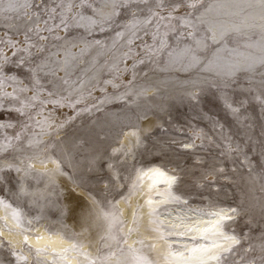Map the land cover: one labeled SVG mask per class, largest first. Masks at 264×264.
<instances>
[{"label":"rangeland","instance_id":"374dc122","mask_svg":"<svg viewBox=\"0 0 264 264\" xmlns=\"http://www.w3.org/2000/svg\"><path fill=\"white\" fill-rule=\"evenodd\" d=\"M68 2L48 0L50 7H56V14L49 19L48 13H42L39 22L41 28L45 27V19H48V26H55L60 23L62 12L68 18L69 31L61 28L55 33H42L69 37L76 45L51 39L42 42L48 45L44 56L59 53L51 57L52 67H57L56 61L68 59L67 76L64 71L58 72L59 76H66L67 84L44 72L39 73L37 84L23 67L18 66V61L28 59L29 53L20 50L27 46L23 29L18 32L8 17L19 13L0 14V65L3 66L0 124L4 125L0 127V198L35 219L49 218L64 223L60 195L46 202L37 198L41 203L38 207L22 193L23 178L29 189L43 187L41 176L37 172L29 173L26 166L29 157L54 138L61 143L48 148L43 156L52 155L63 161V169L73 181H83L87 187L82 188L91 191L106 208L120 195L116 191V180L107 168L108 162L120 172L125 184L138 168L160 164L176 174L179 178L177 192L193 206L236 209L234 221L227 228L241 243L232 255L226 256L223 264H264V84L261 83L264 65L260 63L264 51L258 15L248 20L256 27L242 24V17L258 9L247 8L245 0H202L195 9L188 7L190 0H175L179 4L177 11L157 9L161 15L171 12L172 19L160 21L156 17L152 24L145 25V12L140 23L131 28L126 27L131 17L125 9H118L120 15L103 23L91 24L85 19L77 24L73 17L78 9L66 12ZM88 3L92 7H85L84 15L97 21L101 18L94 14L93 8L111 11L110 5L105 7L106 0H88ZM164 3L170 4L171 0H164ZM61 4L63 6H57ZM221 4L227 8L221 9ZM237 4L245 11L240 12ZM209 6H213V10L206 13L205 19L220 20L229 26L242 24L239 34L229 33L227 48L232 51L222 50L218 64L223 69L229 62L236 64L250 57L255 61L251 71L237 67L233 75L222 72L218 76L215 72L203 71V63L186 68L183 49L194 47V42L188 38L176 44L181 31L187 34L192 30L180 18L197 22ZM229 11L240 12V15H228ZM205 29L206 25H200L198 38ZM121 32L123 36L117 35ZM153 32H157L156 41L152 39ZM29 35L33 43L38 42L34 33ZM165 40L169 47L163 53L157 52L160 42ZM85 42L89 45L87 48ZM53 44L56 47H52ZM144 44L153 46L152 50L142 47ZM82 49H85L83 53ZM168 51L173 52L172 63L168 62ZM198 55L203 59L204 54ZM140 60L144 62L139 63ZM133 71L135 80L132 79ZM225 83L230 86L225 87ZM49 92L55 94L49 95ZM65 97L67 99H63ZM54 100H62V103L49 102ZM70 103H75V107H69ZM228 105L238 111L234 113ZM144 115L161 121L157 131L136 148L133 161L130 156L129 163L124 157L112 156L124 132L139 128ZM68 117L75 119L66 122ZM61 123L65 127L54 136ZM197 134L202 137L195 140L197 147L190 150L180 147L190 144ZM93 157H99L97 167L103 165L98 174L87 171ZM97 175L104 179L97 180ZM205 176L207 180L203 179ZM3 250L5 255L0 256V263H14L10 255H6L8 250Z\"/></svg>","mask_w":264,"mask_h":264},{"label":"bare ground","instance_id":"6f19581e","mask_svg":"<svg viewBox=\"0 0 264 264\" xmlns=\"http://www.w3.org/2000/svg\"><path fill=\"white\" fill-rule=\"evenodd\" d=\"M140 123L139 140L133 135L137 128L127 129L120 144L114 148L122 147L123 151L116 154L112 151V156L124 157L127 163L130 158L133 161L136 148L161 125V121L152 116L142 118ZM125 152L128 154L125 155ZM31 163L32 169L28 168L29 162L26 166L29 173L52 174L40 175L43 187L35 189H29L23 178L22 193L38 207L41 203L37 202V198L46 202L60 195L65 221L35 219L0 198V256L5 255L3 249L6 248V255L14 260L11 264H91L92 260H99L112 252L116 255L104 264H117V258L125 264H145V261L151 264H183L185 261L188 264H221L217 256L230 247L232 255L240 246L241 240L228 230L229 225L220 226L223 218H234V208L193 206L177 192L178 182L172 179L176 174L160 164L138 168L126 184L115 166L108 169L113 178L114 174L119 176V179L114 178L119 198L106 208L92 193L100 202L94 208L98 219L93 217L85 223L75 218L68 195L69 187L75 185L62 164L64 175L57 171V163H41L36 159ZM140 170L147 175H142ZM75 191L91 202L89 191L82 187H75ZM172 196L177 199L173 200ZM157 209L159 215L154 218L151 213ZM14 211L19 213L20 220L13 215ZM103 212L114 213L116 219H105ZM154 219L163 221V224L153 223ZM109 223H112L111 229ZM193 248H197L195 253L191 252Z\"/></svg>","mask_w":264,"mask_h":264},{"label":"snow or ice","instance_id":"6c2138e0","mask_svg":"<svg viewBox=\"0 0 264 264\" xmlns=\"http://www.w3.org/2000/svg\"><path fill=\"white\" fill-rule=\"evenodd\" d=\"M202 0H190L188 7L195 9L197 8L198 3H201ZM245 4L247 5V8L249 9H258V12H250L247 16L242 17V24L252 28L256 27L255 24H249L248 20L252 19L254 20L256 16L258 15L259 20L261 23L258 25L261 32V45H262V51H264V0H245ZM110 5L111 11L105 12L103 9H95L93 8L92 11L94 14L98 15L101 19L99 21L92 19L91 17H86L84 15L83 9L85 7L91 8V4L88 3V0H79V3L76 2V0H69V2L66 5V12H72L73 9H78L73 19L77 21V24H79V21L88 19L91 24H97V23H103L105 20H111L113 16L120 15V12L118 9H125L127 10L128 15L131 17V20L129 21V24L126 25V27L135 28L138 23H140V17L145 12L147 13L146 17L143 20V23L145 25H150L153 22V19L156 17H159L160 21L163 20H170L172 19V14L169 12L167 15H161L160 11H157V9H160L161 11L166 10L167 8H171L172 11H177L179 8V4L175 2V0H171L170 4H165L164 0H155V6H152V0H106L105 7H108ZM58 7L63 6L57 5ZM143 6V7H142ZM237 8H240V12L245 11L243 7L240 5H235ZM221 9L227 8V5L221 4L219 5ZM20 9H23L22 12H20ZM32 9L31 12L28 10ZM213 10V6H209L205 9V12L202 13L198 18L197 22H192L191 20H188L187 18L181 17L183 24L187 26L188 28L192 29L191 31L185 32L181 31L177 37H176V44L179 45L183 40H186L188 38H191V40L194 42V47H185L183 49V58L187 60L186 68L195 67L198 64L203 63V71L205 72H215L216 75H233L236 68L240 67L244 71H251L255 66V61L250 58L246 57L242 61H238L236 64H233L231 62L227 63L223 69L217 62V58L222 50H229L232 51V49L227 48V38L229 36L230 32L239 34L241 32L242 24H236L233 23L230 26L225 24L223 21L220 20H209L205 19V15L208 12H211ZM56 7H50L48 0H23V3H20V0H0V14H7L9 12L19 13L17 16H11L8 17L9 22L17 28V31L20 32L21 29H23V35L26 42V47L23 49H20L22 51H27L29 53V58H21L18 61V66L23 67L24 70L29 74L31 78H33L37 84H39V73L44 72L46 75H51L54 77L55 80L62 81L64 84L68 83V79L66 78L68 74V64L69 61L67 58H65L63 61H56L57 67L51 66V57L52 56H58V52L56 53H49L48 56H44L43 54L48 51V45L45 43H42L44 41L53 40V41H64L65 44L72 43V46L75 47V43L72 42V40L69 37L60 36L58 34L46 36L42 33H55L56 29H61L65 32L69 31V24H68V18L65 14V12L60 13L61 19L60 23L55 26H48V19L43 20V23L45 25L44 28H41L39 26V22L41 20V14L42 13H48V18L53 19L54 14H56ZM240 12H227L228 15L232 16H239ZM78 18V19H77ZM200 25H206L205 32L202 36L199 38L197 37V33L200 32ZM157 31L159 29V24L156 25ZM29 33H34L36 37H38V42L33 43L32 38L29 35ZM117 35L123 36V33H118ZM135 35V33H133ZM145 35H148V32L145 31ZM167 35V33L165 34ZM152 39L153 41H156L157 39V32L152 33ZM132 41L130 40L129 43ZM96 44H100L101 41H95ZM219 45L220 47H215ZM89 45L87 42H85V48H87ZM52 47H56L55 44L52 45ZM142 47L148 49L149 51L152 50L151 45L144 44ZM169 45L167 41L160 42L159 48L156 49L157 52L163 53L165 48H168ZM251 47V45H249ZM33 49L35 51H33ZM85 49H82V53ZM198 53L204 54L203 59L201 55H198ZM67 57V53H66ZM168 62L172 63L174 60L173 52L168 51L167 52ZM139 63H143V60L138 61ZM260 63L264 65V57L260 59ZM185 68V70H186ZM64 71L66 76L61 77L58 75V72ZM3 72V66L0 65V74ZM136 74L135 71H133L132 79L135 80ZM262 84H264V81H261ZM225 87L230 86L228 83H225ZM54 87L56 85L54 84ZM54 92H49V95H54ZM144 94H147V90H145ZM193 98L195 96L193 95ZM33 99H36V97H33ZM63 99H67L66 97ZM257 99H260V97H257ZM50 103H56L61 104L62 100H54L49 101ZM75 103H79V101H76ZM75 103H70L69 107H75ZM243 103V101L241 102ZM264 103V101H262ZM229 108L232 109V111L235 113L238 111L237 108H233L232 105H228ZM88 110V109H85ZM17 112H20V109H16ZM79 114V113H77ZM143 119H147V115H144L142 117ZM75 119V117H68L66 122H71V120ZM11 126V125H9ZM0 127H4V125L0 124ZM65 127L64 123H61L58 128L57 132L53 135H57L60 129H63ZM133 135L137 137V140H139V130L138 128L133 131ZM196 139H202V137L197 134L195 139L192 140V142L181 144L180 147L187 150L191 148L197 147L195 140ZM58 143H61L60 141H57L55 138L50 141L48 144H44L43 147L39 149L37 153H35L32 157H29V165L28 168L32 169L33 164L31 161L33 159L39 160L41 163H57V171L60 172V174L64 175L63 169L61 168V164L63 161H56L51 156H43V153L48 148H55ZM40 144H43V141L40 142ZM229 147H231L229 145ZM237 150H239V146H237ZM123 151V148L120 149H113V154H116L117 152ZM128 153L125 152V155ZM99 160V157H93L89 160V167L87 169L88 172H96L97 174L102 171L103 165H100L97 167V161ZM108 169H113L114 165L111 162L107 163ZM17 172L20 171L19 168L16 169ZM142 175H147V173H144L143 170H140ZM219 172H223V169H219ZM39 175H50L52 173H38ZM212 173H209L211 175ZM97 180H103L104 177L97 175ZM115 179H119L118 174H114ZM71 179V177H70ZM174 182H178L179 178L177 176L172 177ZM203 179L207 180V176L203 177ZM73 184L75 187H87L83 181L77 182L73 181ZM75 187H69L68 189V195L70 200L72 201V210L75 214V218L77 221H83L87 223L88 221L92 220L93 217H96V213L94 212L95 206L99 205V201L96 200L95 196L92 194L91 191H89L88 196L91 197V202L88 201L87 197H81L79 193L75 191ZM105 189L108 188V184L105 183L104 185ZM173 200H176L177 198L175 196H172ZM113 207H115L113 205ZM233 212H236V209H232ZM13 215L17 218V220H20V215L18 212L14 211ZM103 217L105 219H111L114 221L116 219L115 214L103 212ZM151 215L155 218L159 215V210H153ZM214 215V214H213ZM98 219V217H96ZM23 223V221H21ZM29 224L31 221L28 222ZM120 223L123 224V221L120 220ZM153 223L156 224H163V221H160L158 219H154ZM221 227H224V224L220 225ZM112 223H109V229H111ZM189 231H192V229H189ZM40 237H38L39 239ZM27 237H25V240ZM126 242V241H125ZM141 244H143V241H140ZM215 243V242H213ZM74 247L79 248V245H75ZM232 250L230 247L229 249H226L225 252L221 253L216 258L220 260L221 264H223L226 255ZM39 249L37 252L39 253ZM132 251H135L132 249ZM197 251V248H193L191 250L192 253H195ZM116 254L114 252L109 253L107 256L103 258H99V260H92L91 264H104V262L110 261ZM142 259V258H138ZM189 260H191V257H189ZM117 264H125L124 261L117 258ZM145 264H151L150 261H145ZM183 264H188V261L183 262Z\"/></svg>","mask_w":264,"mask_h":264}]
</instances>
